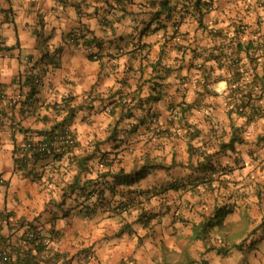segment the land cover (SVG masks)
Wrapping results in <instances>:
<instances>
[{"label":"crops","instance_id":"1","mask_svg":"<svg viewBox=\"0 0 264 264\" xmlns=\"http://www.w3.org/2000/svg\"><path fill=\"white\" fill-rule=\"evenodd\" d=\"M115 1L0 0V235L20 252L21 237L35 228L52 238L57 264H264V77L262 59L251 67L244 48L264 38V0ZM82 31L101 49L67 38ZM57 49L59 58L42 61ZM88 51L101 58L88 60ZM212 52L224 55L219 63ZM36 73L42 83L25 107L29 88L17 79ZM66 101L71 155L20 154L60 126ZM128 109L132 116L121 121ZM152 117L160 133L150 131ZM233 135L242 143L223 148ZM106 153L116 157L112 173L130 176L115 189L135 200L128 214L114 216L96 197L82 201L67 188L89 180L88 191L110 198L99 163ZM24 157L29 162L18 168L15 158ZM210 166L226 174L208 187H180ZM210 219L207 241L193 240ZM124 225L130 233L117 235Z\"/></svg>","mask_w":264,"mask_h":264},{"label":"trees","instance_id":"2","mask_svg":"<svg viewBox=\"0 0 264 264\" xmlns=\"http://www.w3.org/2000/svg\"><path fill=\"white\" fill-rule=\"evenodd\" d=\"M115 2L117 4L121 3L118 0H116ZM208 4H211V3H208ZM208 4L206 3V5H208ZM160 7L162 9V11H160V12H164V9H166L165 3H160ZM102 24H107V22L105 20H102ZM240 26H242L244 29L243 25H240ZM240 26H239V29L242 30L240 28ZM83 32L84 31H82V33L78 36L71 33L67 36V38L71 39L73 41L74 46H78V42L80 41L81 42L80 46L86 48V50L91 49L90 47H95V48L101 49V47L103 45L102 41L98 40L97 38H95V37H93V36H91L85 32L83 33ZM236 47H237L238 60H239V54L241 51L240 48H242V47H240V45H237ZM244 48H245V52H246L245 53L246 59H248V64H250V66L252 65L253 67H255V65L257 64L256 62H258L259 59H262V71H263V77H264V38H262L261 42H258L257 40L256 41H248L247 45ZM221 52L219 54H217L216 57H214L215 55H213V52H212L211 54L213 56H210V57H212L213 61H215L216 63H219L221 61V56H224V55H222ZM60 53H61V49H57L51 55H48L46 53L43 55L42 61H47L49 63L54 62V59L59 58ZM119 54H120V52H119ZM117 55L118 54H116V55L115 54H111V55L109 54L108 57L110 59H115V57ZM87 58L90 61H94V60H99L101 58V56L88 51L87 52ZM218 58H220V59H218ZM55 65L57 66L58 63H56ZM241 68H242V66H241ZM253 70H254V68H253ZM234 75H236V78H235L236 80L238 78L240 79V76H241L240 73H238V74L234 73ZM255 77H257V74L253 75V79ZM205 78H208V74L205 76ZM17 84L20 87H28L29 88V91H28L29 93L26 96L24 104H25V107H27V102L29 101L28 107H30L31 102L33 101L32 97H33V95L35 93V89H36L34 77H32V75H28V74L25 75L24 77L19 76V78L17 79ZM244 98L245 97H243L241 99V102L244 100ZM150 99L157 100V97L150 96ZM117 105H118V103L116 100L111 101L106 105V109L110 108V110H109L110 113H113V110H114V108L117 107ZM64 108H65V111H67L66 118L63 119L60 126L55 127L54 129H52L49 132H45L44 135H50V134H53L54 132L60 131V129L65 126L64 124H66V122L73 116V111L69 107V105H67V101L65 102ZM132 110L133 109H128L127 112L121 116V118H120L121 121L124 118H130L133 114ZM118 123H119V121H117L114 124L113 131H112V137H111L112 139H114V136H116L118 133L117 132ZM263 140H264V138H263ZM237 143H242V139L233 135L230 139L229 144L223 148H227L228 146H230L229 147L230 150H233L232 146H234ZM118 147H119V144H117L115 146V149H118ZM68 152L72 153V150L68 151ZM66 153H63V152L56 153L52 158L60 159L64 156H68V155H66ZM110 155H113V154L112 153H106V156L101 157V159L99 160L100 165L102 164V165L106 166V168H107L105 176H106V180H107V178H109V179H108V181H106V185H107L106 190L109 192L110 198L103 197V193L99 189L93 188V190L88 191L87 188L89 186H92L95 184L94 182L92 184V182L89 180H86L82 185H80L79 180L74 181L67 188L70 191V194H76L82 201L83 200L89 201L90 198L96 197L97 206L100 207V209H102L103 211L109 212L110 214H112L114 216L128 214L133 209V207L135 206V200L130 198L127 194H125L126 192H121L120 194H117L115 189L118 186H125L127 184L128 178H130V176L125 174L121 169H119L113 173L110 171L111 167L114 164V161L116 160V157L110 158ZM115 156H117V154H115ZM33 158L36 159V157H33ZM28 162H29V160L26 157H24L22 159H16L15 158V163L17 164L18 168H22V167L25 168V166L27 165ZM153 166L161 167L162 165L155 164ZM140 172L141 173H139V176H142L144 174V171H140ZM218 172H222V174L223 173L226 174L225 171H223V169H220V171H219V170H216L214 167L210 166V167L206 168L205 173H203L200 177L194 176L192 181H189V182L186 181L185 183H182V185L180 187H182L183 190H187V189L193 190V189L197 188L198 186L208 187L212 184V182L218 180L217 179L218 178ZM228 172H230V171H228ZM213 174H216L215 179L210 177ZM34 177L36 178L37 174H35ZM207 177H209V179L207 181H205V179ZM186 186H190V187L186 188ZM172 188L178 189L179 187L173 186ZM117 195H119V196H117ZM144 212H142L143 214L141 213L139 221H142L143 222L142 224L144 226H146L148 224V222L150 221V217L147 214H145ZM63 217H66V215H64ZM215 224L216 223H214L213 220H211V219L207 223L202 224L201 226H199L197 228L196 231H194V235L192 236V239L193 240H202L204 242L207 241L208 236H209V232L213 229ZM125 232L130 233L129 225H124L122 228H120L117 235H121ZM29 233L34 235V237L32 239H28ZM0 239L2 241V242H0L1 248H3V249L4 248L9 249L10 248L9 251L18 257L17 258L18 263H21V264H39L37 261L38 256L40 254H43V253H45V255H46V259L43 262V264H57L58 259H60L56 253H50V251H49L52 238L50 236L45 237V236L40 235V233H38L35 230V228H32V227L28 228L27 231L21 237L20 246L24 249H22L20 252H14V250L11 248V246L4 241L5 237H3L2 235H0ZM44 241L48 242L47 245L44 244ZM21 243H24V246H22ZM241 246L242 245L240 244L239 246H236L234 248H241ZM211 250H215L218 254L223 255V256L228 253V250H224L222 248H215L212 246H210V247L208 246V248H206V251H211ZM2 263L7 264L4 261Z\"/></svg>","mask_w":264,"mask_h":264},{"label":"built area","instance_id":"3","mask_svg":"<svg viewBox=\"0 0 264 264\" xmlns=\"http://www.w3.org/2000/svg\"><path fill=\"white\" fill-rule=\"evenodd\" d=\"M59 1H66V0H59ZM243 29L242 26H240ZM73 43V41H70ZM34 81L36 85H41L42 78L40 73H36L34 75ZM4 97V93L0 86V99ZM31 101V100H30ZM239 112H243V109L239 108ZM174 112V111H173ZM150 131L153 133H160V127L158 126V120L155 117H152L149 122ZM76 146V138L73 134V131L70 127L64 126L60 129V131L54 132L50 135H42L39 139L36 140H29L27 141L22 147H20V154L27 155L28 157L37 156V157H46L52 158L56 153H66V155H71L70 152ZM211 178L215 179L216 174L210 176ZM209 177L205 179L207 181ZM3 181L0 180V183ZM34 237L33 234H28V239H32ZM0 242L1 239H0ZM47 241H44V244L47 245ZM1 245V244H0ZM24 246V243H21ZM10 249L1 248L0 246V261H4L7 264H21L17 262V256L9 251ZM46 259L45 253L40 254L38 256V263L43 264ZM87 259L92 260V256L88 255Z\"/></svg>","mask_w":264,"mask_h":264}]
</instances>
